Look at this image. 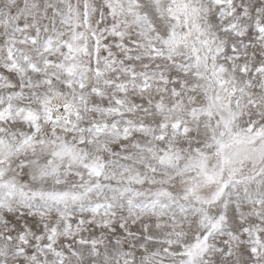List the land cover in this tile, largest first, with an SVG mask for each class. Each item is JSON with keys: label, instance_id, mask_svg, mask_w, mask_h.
Segmentation results:
<instances>
[{"label": "snow or ice", "instance_id": "obj_1", "mask_svg": "<svg viewBox=\"0 0 264 264\" xmlns=\"http://www.w3.org/2000/svg\"><path fill=\"white\" fill-rule=\"evenodd\" d=\"M0 264H264V0H0Z\"/></svg>", "mask_w": 264, "mask_h": 264}]
</instances>
